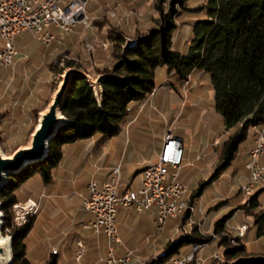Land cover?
Listing matches in <instances>:
<instances>
[{
  "label": "trees",
  "instance_id": "1",
  "mask_svg": "<svg viewBox=\"0 0 264 264\" xmlns=\"http://www.w3.org/2000/svg\"><path fill=\"white\" fill-rule=\"evenodd\" d=\"M172 1L181 7L174 13L178 17L182 18L188 11L194 10H200L202 14L187 22L190 33L186 45L179 47L175 40L171 41L176 26L172 18L173 7L161 13L156 23L138 34L136 42L126 46L123 54V34L118 28L109 26L105 34L111 41V62L93 68V71L107 73L100 80V103L95 100L85 78L72 75L61 105V112L68 120L61 123L49 138L46 154L7 174L6 181L0 186V210L4 229L11 226V264H29L24 238L32 217L22 225L15 226L10 208L19 198L24 200L29 197L25 196V191L20 194L24 182L30 180L37 184L39 181L38 185L46 191L52 184L51 173L61 158L63 143L92 136L105 139L117 134L125 121L147 105L144 101L138 109L139 102L155 86L154 68L163 66L166 74L160 83L173 87L175 81L181 82L191 71L201 70L207 74L206 83L211 89L209 105L217 114V123L212 129L213 135L218 137L213 147L217 160L208 170L206 178L201 179L188 193L191 201L226 168L237 153L239 143L255 134L251 125L264 122V0H205L191 7L185 5L186 0ZM36 46L38 50L45 51L44 45ZM37 52L35 50L34 54L39 55ZM53 64L50 60L46 62L48 69H52ZM67 64H70L68 59L64 60V65ZM46 95L39 105L47 101ZM37 109L38 106L32 107L34 119ZM6 111L0 108V119L5 118ZM236 206L250 217L243 237L251 226L253 237L262 235L264 184L256 187L247 199ZM231 210L212 221L213 230L223 228L224 219ZM184 215L185 210H182L174 219L181 223ZM206 238L196 231L194 224L180 228L172 238L164 241L155 258L143 264L168 261L188 251L191 245L197 244L196 241ZM216 252L221 254L222 260L209 257V264H264V250H248L241 242L229 244L223 234L216 240ZM192 263L193 260L188 262ZM37 264H55V252L49 251Z\"/></svg>",
  "mask_w": 264,
  "mask_h": 264
},
{
  "label": "rangeland",
  "instance_id": "2",
  "mask_svg": "<svg viewBox=\"0 0 264 264\" xmlns=\"http://www.w3.org/2000/svg\"><path fill=\"white\" fill-rule=\"evenodd\" d=\"M204 1L205 0H186L185 5L190 7L197 6ZM94 3L95 0H88L86 7L84 4V12L87 13L85 14L87 15L88 24H82L83 27L79 24H76L72 28V34L69 33L71 32L69 31V34L63 33L61 36H58V41L54 40L55 37L51 39L46 44L47 46L45 49L47 52L44 51V56L41 55L43 50H38L36 46L37 44H43L42 42L33 37L31 33L22 31L17 33V40L14 44L16 53L13 55L12 62L16 55L19 54L20 56L15 61L12 78H10L9 73L5 72V68L7 67L6 69H8V66L10 65L3 66L0 64V108L7 109L5 118L0 119V148L4 153H9L18 144L25 142L30 128L35 123L34 115L32 114V106L38 103L37 100L41 95L43 96L46 92H51L54 89L56 82L60 77L61 69L66 66L64 65V60H70V64L67 65L78 67L90 74L99 72L95 70L93 71V68H98L102 64H109L111 62V56L109 53L111 41L105 34L109 26L112 25L122 32V49V45L126 37L134 38L141 32L146 31L150 25L156 23L161 13H166L169 11L170 7H173L172 18L176 26L171 41L173 42L175 40L179 47H184L187 43V38L190 33L189 23L187 22L194 16L199 17L202 15L200 10L188 11V14L183 15L182 19L181 17L174 15V13L179 8L181 9V7L176 1L171 2V0H113L109 1L108 5L104 3L95 7V5H97L95 4L92 7L90 13H88V8ZM60 4H63V2H60ZM74 28H77L76 32L74 31ZM53 40L55 44L50 43ZM0 47L1 51L2 48H4V41L1 38ZM35 50L40 54L35 55ZM20 59H23L22 62H24V59L31 60L30 63H25V66L22 67L21 72L24 69L25 76L22 73L20 74V72L17 70V66L20 64ZM48 60L54 62L52 69H48L46 65V61ZM30 70L31 73H29ZM6 71L9 72V69ZM165 74L166 72L163 66L154 68L153 80L155 82V86L151 89L147 97L139 102L138 109L141 108L144 101L147 105L145 108L143 107L141 110L136 112V121L134 122L136 123L137 121L145 120V114L147 112L150 114L151 109L160 114L162 123H164L163 132L165 129H167V127H169L170 131L175 133L173 130L176 131L178 126L181 125L182 128L180 130V134L182 136L183 143L188 145L187 157L193 158L196 151L197 160L193 159V161H196H194L193 165L190 166L192 168L190 169V173L187 177H184L186 176L185 173H183V177H181L180 173L178 172L180 180L186 185L185 194L188 198V203L192 204L194 209L192 212H190L188 209H184L185 217L181 223H178L174 219V216L179 213L173 216H168L164 219L163 226L158 232L159 236L164 239L158 241L161 243L160 247H162L165 240L172 238L180 228H188L191 224H194L196 231L200 235L206 236L207 238L202 241H196L200 243V246L197 248V251L194 252L192 264H200L202 262H204V264H209V257L212 253L218 254L220 260H222L223 257L221 254L216 252V240L220 234L226 236V242L229 244L241 242L244 244V246H248V250H264V232L260 236L253 237L251 235L253 226H251V229L247 231L250 233H247L248 235L245 234V237H243L247 229V224L249 225L250 217L245 214V211L241 207L236 206L243 201V196L238 189V184L239 182L243 181L246 176L244 163L247 159V151L253 145L255 134L253 136L245 137L239 143L237 153L231 159L226 168L218 175L225 179L229 178L228 189H224V193H217L218 189L211 188L210 183L209 186L205 187L204 189L202 188L197 197L191 201L188 197V193L192 191V189L201 179L206 178L208 170L212 167V165L215 164L217 160V156L213 147L217 143L218 137L213 135L212 131V129H215V125L217 123V114L209 105L211 100V89L206 83V73L201 70L191 71L185 76V78L182 79L181 82L175 81L174 87L171 84L160 83L165 78ZM22 77H25V79ZM46 79L47 81H42ZM20 81L22 83L21 85H23L22 88L25 89L26 93L22 94L23 96L20 95V97L15 98V95L12 92L17 82L19 85ZM18 85L16 86L19 87ZM4 90L5 92H3ZM154 90L163 91L164 95H162L163 98L159 104L153 103L152 100L150 102V96L153 94ZM195 90L203 91V94L200 92L199 95L193 97L192 94L195 93ZM190 94L192 97H190ZM166 95H172V100L175 103H172L171 106H164L162 104L163 99L165 100L167 97ZM189 97L191 98L192 105H187L185 107V102L189 99ZM184 109H191L192 111L194 110L193 113L197 116V118H194V120L189 118L187 122L183 121L184 119H187L181 118L182 114H180V112H182ZM210 111L211 114H216V117L215 120L210 119L212 124L208 126V123H210L208 122L210 118ZM188 125L192 126L193 129L197 128V130L194 129L193 133V130H191ZM92 137L65 143L67 146L63 147V150L69 149L71 147L74 152H77L79 149L83 148L87 141H90ZM200 137H204L202 143L198 140ZM147 139L150 140V134H148ZM251 140L252 145L246 150V152H244L245 145H248ZM196 141H199L198 145H194V142ZM144 147L145 146L142 145L140 149L144 150L143 153L150 160V153H152V151L150 152V144H148L146 148ZM239 152L240 154L238 155ZM143 153L137 150V148L133 147L126 150L123 157V170L127 174L131 173L134 168L132 161L134 159H140V156ZM209 153H211V156H209ZM139 177L140 172L138 171L135 173L130 182L131 187H135L137 185V180H139ZM262 182H264V177L263 180L257 185L261 184ZM38 184L39 181L37 184H35L34 181L27 180L24 182L25 186H22V191L20 190V194L25 191V196L29 195V197L36 202L35 208L30 209L29 212L27 211L25 213L23 221L18 222L17 224L13 222L14 210L12 208V204L10 207L12 211V224L15 226L22 225L29 217H32V228L30 229V225L29 231L27 230L28 232H26V236L24 238L25 255L29 260V264L39 263L44 256L48 255L49 251L52 250V247L57 249L56 247L58 245V240L55 238H49L45 235V229L48 227V224H44L39 218L35 219V216L41 207V200L46 195V191L42 188L36 192V187ZM52 187L55 188L56 183L53 184ZM34 191L37 194H35ZM69 193L72 192L68 190L61 197H64L65 199ZM248 196L249 194H246L245 199H247ZM19 199L20 200L17 201L22 200V198ZM231 208V212L224 219L223 228L219 230H213L212 221ZM68 212L69 211L65 209L63 214L68 216ZM143 212L148 215V211L145 210ZM241 223H245V229L242 236L237 237L235 231L233 230V226ZM4 228V226L0 227V235L3 236L5 233L11 235V226H8V229ZM164 228L170 229L168 232H164ZM91 235L92 239L96 240L99 250L104 252L106 247V240L104 236L100 235L98 238L96 237L97 235L93 233H91ZM254 238H257V240L249 241L247 245L245 244L246 241ZM155 242L156 240L145 244V256H139L138 260H136L137 264H143L144 262H148L151 258H155L157 247H159L154 246ZM152 247L155 249H152ZM153 254L155 255L153 256ZM136 257L137 254L134 253L131 257V260H134ZM62 264L74 263L72 259L66 258Z\"/></svg>",
  "mask_w": 264,
  "mask_h": 264
},
{
  "label": "crops",
  "instance_id": "3",
  "mask_svg": "<svg viewBox=\"0 0 264 264\" xmlns=\"http://www.w3.org/2000/svg\"><path fill=\"white\" fill-rule=\"evenodd\" d=\"M109 1H113V0H95V3L88 8V13H90L92 7L95 4H97L95 5V7L104 3L108 5ZM87 2L88 0L85 3V7L87 5ZM85 7H84V11H85ZM76 24L82 26V24L80 23H76ZM49 29L51 32L54 33V37H55L54 40L58 41L57 37L61 36L63 33L59 32L53 26H51ZM74 31L76 32L77 28H74ZM22 32L27 33L28 31H22ZM72 32L73 31L69 33L72 34ZM69 33L66 32V34ZM16 35H15L14 44L16 43L17 40ZM54 40L51 41L50 43L55 44ZM42 45H44L45 47L47 46L46 44H42ZM43 54L44 51L41 53V55L44 56ZM19 56H20L19 54L16 55L13 59L12 64L8 66L9 72L6 71L8 70L6 69L7 67L5 68V72L9 73L10 78H12L15 67V61ZM22 60L23 59L19 60L20 64H18L17 70L20 72V74L22 73L25 76L24 69L21 72L22 67L25 66V63H30L31 60L24 59V62H22ZM29 73H31V70L29 71ZM22 78L25 79V77ZM42 81H47V79ZM21 84L22 83L20 81L19 85L18 82L16 84L19 87L15 85V88L12 92L15 95V98H18L20 97V95L26 93L25 89L22 88L23 85ZM3 92H5V90ZM51 92L50 91L46 92L47 100ZM200 92L202 93L203 91L195 90L194 94H192L191 92L190 93L194 97L199 95ZM191 94L190 97H192ZM162 95H164L162 90H154L153 94L150 96V102L152 100L153 103L159 104L163 98ZM43 96L41 95L37 100L38 103L33 105V106H38L37 111L42 109L47 102L46 101L43 105L41 104L39 105V102L42 100ZM166 96H167L166 99L165 100L163 99L162 101V104L164 106H169V105L171 106L172 103H175L172 100V95L170 96L166 95ZM190 97L188 100H186L185 107L187 105H192ZM193 112L194 110L192 111L191 109L190 110L184 109L182 112H180V114H182L181 118H187L184 119L183 121L187 122L189 118H192V120H194V118H197V116L194 115ZM145 115H146L145 120L137 121L135 123L134 122L136 121V113H135L128 121H125L122 124L121 129L117 134H114L105 139H99L98 137L94 136L90 141L88 140L89 142L87 141L86 145L83 148L79 149L77 152H74L71 147L69 149L63 150V147H66L67 144L63 143L61 145L62 147L61 158L51 173L52 184L51 186H49V188L46 189V195L41 200L40 210L35 216V219L39 218L41 219V222H43L44 224H48V227H46L45 229V235L49 238H55L56 240H58V245L56 247L57 249L55 251V264H62L64 259L66 258L72 259L74 264H105L103 258L107 254L106 247L104 252H102L101 250H99L96 240L92 239L91 237L92 236L91 233L97 235L96 237L98 238L100 237V235L104 236V234L101 231L93 232L90 230V228L83 226V223L88 218L91 217L90 212H88L82 207V198L86 194L85 184L87 180L90 178H96L98 180L108 178L112 166L118 164L119 178L121 182L120 186L118 187V192L124 189H135L139 186V180H137V185L135 187H131L130 182L136 172L139 171L140 176L143 175L142 174L143 168L149 165L147 163L155 159L156 151L158 149L161 134L164 128L163 125L164 123H162L160 114H158V112L150 109V114L147 112ZM215 117L216 114L214 113L211 114L210 111V118L208 121L210 123H208V126L212 124L211 120L212 119L215 120ZM35 122H36V115H35ZM189 127L191 128V130H193V133H194V129L197 130V128L193 129L192 126ZM181 128L182 126L180 125L178 126V129H176V131L175 130L173 131L177 135H179L182 140V136L180 134ZM148 134H150V140L147 139ZM198 140L202 143L204 137H200ZM199 141H196L197 143L194 142V145H198ZM148 144H150V152L152 151V153H150V160L143 153L144 150L140 149L142 145H144L145 146L144 148H146ZM182 144H183V158L181 161L182 164L178 169V172L180 173L181 177H183V173H185L186 175L184 177H187L188 174L190 173V169L192 168L190 166L193 165L194 161L197 160L196 159L197 153L195 151L194 157L188 158L187 157L188 145L184 144L183 140H182ZM251 145H252V140L248 143V145H245L244 152H246V150ZM132 147L137 148V150L141 151V153L143 154L140 156V159H134L132 161V164H134V168L131 173L127 174L123 170L124 169L123 157L126 150L128 148L131 149ZM193 159L196 160L193 161ZM55 183H56V187L53 188L52 186ZM262 184H264V182L259 185ZM228 185H229V178L225 179L218 176L215 179H213L210 186L211 188L218 189L217 193L219 192L224 193L225 190L228 189ZM259 185H257L256 187H258ZM39 186L37 185L36 192H38L41 188L43 189V186L42 187L41 185ZM68 190H70V192L72 193H69V195L65 197V199L64 197H61ZM36 192L35 194H37ZM65 209L69 211L68 216H65L63 214V211H65ZM145 210L148 211L147 213L148 215H146L143 212ZM153 215H154V208L152 207H144L140 211H136L132 206L118 205L115 213V222L117 225V233L120 239L122 240V243H113V253L115 255H120L125 248H131L132 253L130 255V264H137L136 262L137 258L139 256H145L146 253L145 252L146 249L144 248L145 244L156 240L154 246H159L157 247L156 252L160 251L161 243L158 241L162 240L163 238L159 236L158 233L159 231L156 233L154 238L148 237L146 239L148 233L152 228L151 220ZM32 224L30 229L32 228ZM169 229L170 228L167 229L164 228L163 231L168 232ZM247 233L249 234L250 232ZM77 240H80L82 242L83 252L80 255V257L77 260H75L74 252L77 246L76 244ZM256 240L257 238L248 240L245 242V244L247 245L249 241H256ZM245 247L247 248L248 246ZM153 248L154 247H152V249ZM134 253L137 254V257L134 260H131V257Z\"/></svg>",
  "mask_w": 264,
  "mask_h": 264
},
{
  "label": "built area",
  "instance_id": "4",
  "mask_svg": "<svg viewBox=\"0 0 264 264\" xmlns=\"http://www.w3.org/2000/svg\"><path fill=\"white\" fill-rule=\"evenodd\" d=\"M85 2L86 0H0V36L5 43V51L0 57V64L11 65L13 55L16 53L14 37L21 31H28L43 44H47L54 38V33L49 29L51 26L62 33L72 31L79 19H85ZM251 127L255 129V136L244 163L246 176L238 184L243 199L244 194L251 193L264 177V122L254 123ZM182 153L181 138L167 127L160 138L155 159L147 163L149 172L139 177L137 188L118 192L121 184L118 164L112 166L108 178L87 180L82 207L90 212L91 217L83 223V226L90 228L93 232L101 231L104 234L107 252L103 258L105 264H122L123 260H130L132 253L131 248H125L120 255L113 253V243H122L115 222L118 205L132 206L136 211L144 207L154 208L152 228L146 239L154 238L162 228L166 217L188 209L186 185L178 176ZM35 205L36 202L30 197L13 202V222L17 224L23 221L25 213L34 209ZM188 210L193 211V209ZM233 228L235 234H243L245 223L236 224ZM76 244L75 260L83 252L82 242L77 240ZM198 244L200 243L197 242ZM193 246L196 245H191L188 251L177 254L165 264H188V257ZM51 251L55 252L56 249L52 247ZM210 257L218 261L217 254L212 253Z\"/></svg>",
  "mask_w": 264,
  "mask_h": 264
},
{
  "label": "water",
  "instance_id": "5",
  "mask_svg": "<svg viewBox=\"0 0 264 264\" xmlns=\"http://www.w3.org/2000/svg\"><path fill=\"white\" fill-rule=\"evenodd\" d=\"M138 36L126 37L121 52L125 47L134 44ZM105 72L90 74L75 66L66 65L61 69L60 77L49 95L45 106L36 112V122L29 130L24 143L18 144L9 153L0 148V186L6 181L9 173L16 172L26 163L36 161L46 154L47 143L56 128L68 119L61 112L63 98L72 75L85 78L92 89L97 103L101 101L100 80ZM2 226V212L0 211V227ZM4 242H0V264H11V235L4 234Z\"/></svg>",
  "mask_w": 264,
  "mask_h": 264
},
{
  "label": "bare ground",
  "instance_id": "6",
  "mask_svg": "<svg viewBox=\"0 0 264 264\" xmlns=\"http://www.w3.org/2000/svg\"><path fill=\"white\" fill-rule=\"evenodd\" d=\"M86 22H87V15L85 14V19H79L78 21H77V23H81V24H84V25H86ZM1 37V36H0ZM1 39L3 40V38L1 37ZM4 41V40H3ZM5 51V43H4V48H2V50L0 51V57L3 55V52ZM147 172H149V165H147L146 167H144L143 168V170H142V174L144 175V174H146ZM246 194H250V193H245L244 194V199H245V196H246ZM188 209H194L193 208V206H192V204H189L188 203ZM236 235H242V234H236ZM0 242H4V236H1L0 235ZM196 246H193L192 247V250L190 251V254H189V257H188V262H190V260H192V257H193V255H194V252L195 251H197V248L200 246V244H195ZM217 256H218V254H217ZM174 258V257H173ZM173 258H171V259H173ZM170 260V259H169ZM168 260V261H169ZM220 260V258H219V256H218V261ZM168 261H164V262H162V263H159V264H165V263H167ZM122 264H130V260H123V262H122Z\"/></svg>",
  "mask_w": 264,
  "mask_h": 264
}]
</instances>
